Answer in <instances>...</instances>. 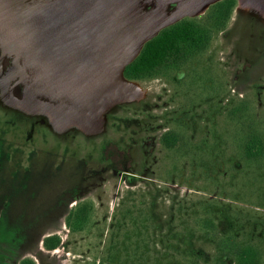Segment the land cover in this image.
<instances>
[{
    "label": "rangeland",
    "instance_id": "rangeland-1",
    "mask_svg": "<svg viewBox=\"0 0 264 264\" xmlns=\"http://www.w3.org/2000/svg\"><path fill=\"white\" fill-rule=\"evenodd\" d=\"M242 14L215 29L209 47L180 69L134 81L139 98L114 106L95 133L59 131L37 121L46 122V116L14 106L9 85L18 77L16 48L9 49L0 76V140L5 135L25 141L29 131L34 144L42 135L55 144L64 141L71 162L85 163V174L93 177L89 191L96 190L86 197L93 210L82 225L62 215L40 229L33 224L37 240L26 249L27 258L35 264H158L159 259L190 264L185 246L175 239L193 233L196 246L211 256L209 264H225L216 259L221 227L211 232L209 225L219 224V211L228 209L235 247L257 251L264 264V150L257 148L256 160L242 151L249 126L264 136V21ZM169 131L180 137L177 149L161 144ZM105 143L113 146L104 155ZM61 153H46L42 162L35 156L30 167L0 154V207L17 194L16 208L27 201L24 219L41 223L52 193L78 178ZM122 172L139 174L138 181H124ZM15 224L21 227L20 220ZM11 225L13 219L1 213L0 248L11 237ZM49 237L61 241L54 250L44 247ZM237 262L233 257L231 264Z\"/></svg>",
    "mask_w": 264,
    "mask_h": 264
},
{
    "label": "water",
    "instance_id": "water-1",
    "mask_svg": "<svg viewBox=\"0 0 264 264\" xmlns=\"http://www.w3.org/2000/svg\"><path fill=\"white\" fill-rule=\"evenodd\" d=\"M264 14V0H247ZM209 0H0V76L15 46L13 105L59 131L99 132L116 105L141 91L125 70L146 43ZM10 53V52H9ZM13 71V70H12ZM19 88V91L17 90Z\"/></svg>",
    "mask_w": 264,
    "mask_h": 264
},
{
    "label": "flooded vegetation",
    "instance_id": "flooded-vegetation-1",
    "mask_svg": "<svg viewBox=\"0 0 264 264\" xmlns=\"http://www.w3.org/2000/svg\"><path fill=\"white\" fill-rule=\"evenodd\" d=\"M209 1H210L209 2L210 5H209L208 10L204 14L201 15V16H204L203 18L211 16L212 12L215 10L216 7L220 5H224V4L228 5L229 3H231L233 4V8L228 18V21L233 17L234 14L239 15L241 13H243L242 15L249 16V19H252L254 21H259V22L264 21V14L260 9L256 7L244 9L245 7L244 3L248 2L247 0H209ZM17 90L19 91L18 87H17ZM12 97H21V94L19 92L16 94H12ZM38 119L39 118H37V121L41 122L42 124H46L50 126L49 119L48 120L46 119L47 123L45 122V120L40 121ZM36 124L38 123L36 122L35 125ZM30 128L31 126L29 127L28 130H30ZM33 128H35V126H33ZM50 128L56 134L58 138L61 137L58 134L57 130H55L54 128L52 129V127ZM28 133L26 134L25 141H21V140L10 141L4 135L3 137L5 138L6 141L0 140V154L8 153V155H11V157L13 158L18 157V160L20 162L25 161L27 162L26 166L30 167V163L34 161L35 156L37 157L36 160H39L40 162H42L44 161L43 155L45 157L46 153L55 154V151L59 149L62 151L61 153L62 157L64 156V159L69 161V165H72L73 171L75 173L78 172V174L75 176L78 178L74 180L73 183H71V185H69L66 189L58 190L57 192L52 193L55 195V197L52 201V205L47 208L48 210L45 211L47 212L48 216L44 218V220L41 221V223H34L33 221H26L24 219L22 215L27 213L26 211V208H28L26 205L27 201L23 202L24 205L22 209L16 208L17 194H13V196L11 195L8 200L4 201V203L0 207L1 209L0 214L2 213V216L5 215L6 219L8 218L13 219L14 225L10 226L12 228L10 231V234H11L10 239H8L7 243L0 248V264H24V263L35 264L32 258H27L26 249L32 246L33 243L37 240L36 236L38 233V229L44 227L45 224H47L49 220L53 219L54 216H58L59 218V216L62 215L65 217V220H67L71 218L72 215H75V214L82 215V214H85L86 212H91L93 210L92 205L87 206L86 205L87 202L85 201L86 197H88L91 193L96 191L95 187H92L93 190L89 191V188L91 187H89L88 185L89 183H91V181H93L92 180L93 177L87 176L85 174L86 164L85 163L83 164L79 159H77L78 161L74 160L73 162H71L72 160L69 159V154H70L68 151L69 147L66 146V143L64 141L62 142L57 141V143L55 144V142H53L52 140H50V142L47 141L46 137L42 135V136H39L40 143L34 144L32 142L34 138L32 133L29 131ZM165 134H163L160 138L161 144L163 145H164L163 137ZM63 135L64 134H62V136ZM58 143L60 147L57 145ZM105 144L101 148V150H104V155L107 152L108 148H111V146H113V143H105ZM20 148L22 149V152L18 151V149ZM56 155L58 156L59 152L56 153ZM111 155H113V153H111ZM111 155H110V158L112 161L113 156ZM120 174L122 175L124 173L122 172V173H119L118 175ZM138 177H139V174L132 172L130 174L125 173L123 178H124V181L133 183V182L138 181L137 180ZM94 178H98V177H94ZM131 186H133V184H131ZM151 207L153 208L155 207V205L151 204ZM37 211L42 212L41 210H36V212ZM219 215L221 217V222L217 224L216 226L209 225V229H210L209 231L211 232L214 231L217 227L219 226L221 227L220 235L222 236V238L220 241L217 242V245H216V249L218 251V255L216 257L217 261L219 263L231 264L233 261V257H236L238 259L237 264H246V261L248 262L254 261V264H260V255L257 251H254V250L249 251V252L240 251V249L237 246L235 247V241H234L235 237L230 235V233L232 235L234 234L233 230L235 229L234 227L235 223L230 221L228 209L219 211ZM19 220L21 222V227H18V225L15 224V222ZM54 220H57V219H54ZM72 221H73L72 223L75 225V222L73 219ZM83 223L84 221L77 225H82ZM33 224H36V225L39 224L40 226L38 227V229L31 230L33 227ZM45 240L43 242L44 247H45ZM175 240H177L179 243L189 242L191 244L192 252L188 254L189 258H191L190 264H201V263L209 264L211 262L210 260L211 256L208 255L202 248L200 247L198 248L196 246V243H195L196 237L193 233H191L190 238H187V239L177 238ZM177 261H178V264H183L181 260H177ZM158 264H163L162 259H159Z\"/></svg>",
    "mask_w": 264,
    "mask_h": 264
},
{
    "label": "trees",
    "instance_id": "trees-1",
    "mask_svg": "<svg viewBox=\"0 0 264 264\" xmlns=\"http://www.w3.org/2000/svg\"><path fill=\"white\" fill-rule=\"evenodd\" d=\"M233 4L220 5L215 8L211 16L197 20L185 18L178 23L162 30L154 39L146 43L140 55L127 66L125 77L130 81H142L151 78L167 68L180 69L188 61L206 50L212 41L213 31L227 25ZM242 145L243 157L247 160L259 158L257 148L264 150V136L254 127L249 126ZM181 142L175 132H168L163 137L167 149H177ZM85 214L72 215L75 225L85 221ZM176 238L187 239L189 235H180ZM60 239L50 237L45 240V248L53 250L60 244ZM185 246L186 253L192 252L189 242L180 243ZM26 264V263H24ZM33 264V263H32ZM166 264H178L176 259L167 260ZM246 264H254V261Z\"/></svg>",
    "mask_w": 264,
    "mask_h": 264
}]
</instances>
